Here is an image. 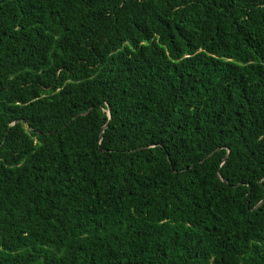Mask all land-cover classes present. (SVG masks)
Segmentation results:
<instances>
[{
    "label": "trees",
    "instance_id": "16d2710c",
    "mask_svg": "<svg viewBox=\"0 0 264 264\" xmlns=\"http://www.w3.org/2000/svg\"><path fill=\"white\" fill-rule=\"evenodd\" d=\"M0 264H264V0H0Z\"/></svg>",
    "mask_w": 264,
    "mask_h": 264
},
{
    "label": "water",
    "instance_id": "95a60500",
    "mask_svg": "<svg viewBox=\"0 0 264 264\" xmlns=\"http://www.w3.org/2000/svg\"><path fill=\"white\" fill-rule=\"evenodd\" d=\"M86 112H87V111H86ZM86 112H85V113H86ZM83 114H84V113H83ZM106 115L109 117V111H108V109H107V111H106ZM16 121H17V119H14V120H13V123L16 122ZM25 125H26V127H28V126H27V125H28L27 122L25 123ZM102 129H103V127L100 129L98 135H100ZM172 171H173V170H172ZM223 182H224L225 184H227V182H225V181H223Z\"/></svg>",
    "mask_w": 264,
    "mask_h": 264
}]
</instances>
